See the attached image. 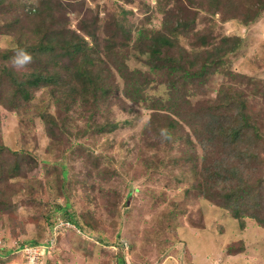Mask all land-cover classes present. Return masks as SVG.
<instances>
[{"label": "rangeland", "instance_id": "1", "mask_svg": "<svg viewBox=\"0 0 264 264\" xmlns=\"http://www.w3.org/2000/svg\"><path fill=\"white\" fill-rule=\"evenodd\" d=\"M14 1L26 5L15 4L0 18L14 20L22 9L41 2ZM60 2L63 15L54 23L64 19L65 26L78 34H82L79 24L90 33L94 30L100 51L107 47L117 52L130 68L145 73L138 74L142 81L151 58L144 45L154 41L140 40L139 32L160 28L165 16L171 20L177 4L174 0ZM253 2L239 0L226 12L224 7L213 9L210 0H193L190 15H185H195L192 27L175 35L187 58L193 54L203 58L209 55L205 51L215 54L212 46L222 36H239L238 44L232 38L218 48L231 46L221 68L243 76L236 83L242 88L247 82L264 80V8L255 20L243 22L255 9ZM119 7L125 9L124 15L117 13ZM185 12L182 10V17ZM116 19L121 27L112 24ZM6 43L8 37L0 36V46ZM187 58L184 55L182 61ZM221 70L224 74L209 71L204 84L180 87L182 91L167 88L163 72L149 73L151 81L143 86L148 99L139 103L127 98L115 101L120 90L110 94V102L102 101L87 112L77 101L68 117L80 120L71 122L63 116L70 130L64 132L65 142L51 134L56 130L53 125L47 127L42 121L48 86L33 90L22 111L7 112L0 120V137L19 157L25 148L33 158L23 159L30 168L29 176L8 180L16 190L10 193L9 208L0 212V264H35L23 259L20 245L49 239L55 244L44 264H264V229L251 219L240 228L225 209L194 189L205 178L201 171L207 163L202 158L210 149L216 150L220 135L209 131L207 117L199 122V140L192 126L171 111L179 100L196 112L202 110V104L215 101L220 84L232 81ZM115 82L122 88L120 75ZM53 105L51 102L45 113H54ZM170 118L178 123H171ZM257 121L264 134V118ZM62 170L67 171L65 177ZM25 180H30V186L21 183ZM65 205L74 210L82 226L78 231L59 225L63 221L58 207ZM199 207L203 213L197 212ZM53 218L57 221L52 224ZM200 220L204 225H197ZM227 242L233 246L243 243L245 248L231 253Z\"/></svg>", "mask_w": 264, "mask_h": 264}, {"label": "trees", "instance_id": "2", "mask_svg": "<svg viewBox=\"0 0 264 264\" xmlns=\"http://www.w3.org/2000/svg\"><path fill=\"white\" fill-rule=\"evenodd\" d=\"M174 1L177 4L173 5L171 20H167L165 16L161 19L160 28L139 32L140 40L154 41L144 45L151 58L142 81L138 74L144 72L130 68L117 52L107 47L108 50L105 48L100 51L94 30L90 33L85 26L79 24L82 34H78L65 26L64 19L59 24L54 23L56 18L63 15L60 0H41L36 6L29 5L28 8L22 9L14 20L3 18L5 12L15 4L23 7L26 3L0 0V16H3L0 18V36H7L9 41L7 45L0 46V120L7 112L22 111L27 107L33 97V90L48 86L49 100L45 104L42 121L47 127L53 125L56 130L51 134L65 142L67 137L64 132L70 130L65 127L63 116L70 118L71 122L80 120L78 116L68 117V112L74 113L73 105L77 101L79 108L87 112L91 108L99 107L102 101L110 102V94L115 95L120 90L121 93H118L115 101L127 98L139 103L148 99L143 86L151 81L149 73L163 72L167 88H178V91H182L180 87L189 88L191 84H204L207 72L223 73V69L225 74L232 77V81L229 79V82L220 84L215 101L202 104V110L196 112L193 106L188 104L187 108L179 100V106L171 111L192 126L199 140H202L198 134L199 122L207 117L209 119L205 124L209 131L220 135L218 138L221 142H218L216 150L210 149L202 158L203 164L207 163L205 168L201 166L205 178L201 179V184L196 185L195 191L198 189L203 198L225 209L240 228L245 226L246 219H251V222L264 229V134H261L257 121L264 118V80L262 83L247 82L242 88L236 83H240L243 76L234 74L228 68H221L224 67L223 57L231 51V46L223 50L218 47L222 45V41L228 42L232 38L238 44L239 36H222L220 43L212 46L217 50L215 54L205 51L209 55L203 58L195 54L187 58V52L181 48L175 35L185 34L192 27L195 15L189 18L185 15H190L189 9L194 7L193 0ZM237 1L239 0H210V3L213 9L224 7L228 12ZM252 5L255 9L243 17L244 23L256 19L259 11L264 8V0H254ZM182 10L186 11L183 17ZM124 11L123 7H119L117 13L124 15ZM118 20L112 22L115 28L122 26ZM222 20H226L225 17H222ZM88 36L89 38H86ZM16 48L26 49L33 57L32 62L24 68H18L12 62ZM184 55L185 59L187 58L185 63L182 61ZM197 63L199 64L196 65ZM117 74L123 79L122 88L115 82ZM178 78L182 82H179ZM236 79L238 80L235 82ZM252 100L256 101L253 103ZM51 102H54V113H45ZM171 123L178 122L172 118ZM28 157L33 158L27 149L22 148L19 157L15 150L4 143L3 137H0V212L1 209L9 208L10 193L16 190L13 189V184L8 182L9 178L17 175L29 176L30 168L23 164V159ZM34 165L36 167L37 162ZM66 173V170L61 171L63 177ZM29 181L21 183L28 187ZM58 209L62 211V219L75 223L78 229L82 228L74 217L73 209L68 210L66 205ZM197 212L203 213V209L199 207ZM56 221V218H53L51 223ZM197 225H204V222L200 220ZM222 230L223 228L220 231ZM37 242L22 243L20 247ZM227 243L231 253L245 248L243 243L236 246ZM45 255L41 264H44L43 259L48 257Z\"/></svg>", "mask_w": 264, "mask_h": 264}, {"label": "built area", "instance_id": "3", "mask_svg": "<svg viewBox=\"0 0 264 264\" xmlns=\"http://www.w3.org/2000/svg\"><path fill=\"white\" fill-rule=\"evenodd\" d=\"M68 224V222H60L59 225ZM55 241L53 239L47 240L45 243L36 244L32 246H24L23 259L27 262H34L35 264H41L42 257L52 251Z\"/></svg>", "mask_w": 264, "mask_h": 264}, {"label": "clouds", "instance_id": "4", "mask_svg": "<svg viewBox=\"0 0 264 264\" xmlns=\"http://www.w3.org/2000/svg\"><path fill=\"white\" fill-rule=\"evenodd\" d=\"M32 59H33L32 55L26 49H24V48H16L15 49V55L12 57V62H13V64L16 67L24 68V67H26L27 65H29L32 62ZM60 221L68 222V224L62 225V227L64 226L66 229H70V228L73 229L74 228V229H76V231L79 230L77 225L75 223L71 222L68 219H61ZM56 238H54V239H56ZM45 242L46 241L37 242L36 244H41V243H45ZM36 244H27L25 246H32V245H36Z\"/></svg>", "mask_w": 264, "mask_h": 264}, {"label": "bare ground", "instance_id": "5", "mask_svg": "<svg viewBox=\"0 0 264 264\" xmlns=\"http://www.w3.org/2000/svg\"><path fill=\"white\" fill-rule=\"evenodd\" d=\"M139 215V214H138ZM140 217V216H139ZM127 218V217H126ZM143 222H144V220H143ZM134 256V255H133Z\"/></svg>", "mask_w": 264, "mask_h": 264}]
</instances>
